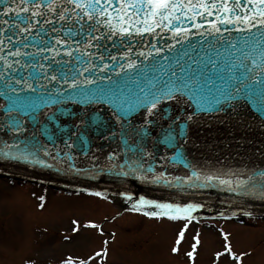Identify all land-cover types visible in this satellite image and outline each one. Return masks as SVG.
I'll return each instance as SVG.
<instances>
[{
	"label": "snow or ice",
	"instance_id": "snow-or-ice-1",
	"mask_svg": "<svg viewBox=\"0 0 264 264\" xmlns=\"http://www.w3.org/2000/svg\"><path fill=\"white\" fill-rule=\"evenodd\" d=\"M0 5H3L0 9V79L13 94L31 92L41 99L40 89H44L46 97L51 99L53 93L48 91V86L53 85L59 89L55 95L60 100L64 98L62 86L67 85L72 89L66 93L70 98L90 97L92 102L115 104L116 115L122 120L135 108H145L151 115L161 101H179L186 95L199 112L235 109V105L244 100L264 114V0H0ZM10 14L14 19L5 18ZM185 20L191 22L201 37L205 33L211 36L212 42L204 39L207 48L202 46L199 51L189 42V50L182 55L177 52L175 57H161L163 48L153 45L154 66H149L152 77L141 87L139 77L147 78L148 73L143 68L138 69V60L126 55L123 49L132 52L136 35L149 33L155 37L159 28L172 34L174 43L167 45L171 52L176 44L182 43L181 37L187 38L190 34V29L182 26ZM233 32L239 39H231ZM224 33H228V39L224 38ZM150 55L151 52L148 56L138 53L145 60ZM161 59L163 64L159 62ZM106 70L118 79L113 81ZM131 73H135L137 79L134 80ZM159 73L166 79L159 78ZM11 74H17L14 80ZM97 81H107L109 86L95 89L83 86L97 85ZM113 84L130 92L135 87L141 95L131 92L134 100L129 99L123 91L118 94ZM8 99L11 105L6 111L9 112L34 106L31 96L15 95ZM192 118L187 116L189 120ZM12 127L19 131L20 123L13 121ZM168 140L171 141L170 136ZM22 155L27 159L32 153L22 152ZM207 179L210 181L213 177ZM243 192L264 201V184L251 193L244 186ZM137 207L133 205L134 209ZM155 207L172 209L173 206L157 204ZM191 209L192 205H188L174 210L177 214H187ZM160 214L144 213L147 216ZM179 242L177 239L176 243ZM192 248L189 257L196 244ZM224 249L240 264L241 257L232 253L229 244H225ZM176 251L173 247L172 252ZM223 254L218 252L217 257ZM94 255L102 257L106 253Z\"/></svg>",
	"mask_w": 264,
	"mask_h": 264
},
{
	"label": "water",
	"instance_id": "water-1",
	"mask_svg": "<svg viewBox=\"0 0 264 264\" xmlns=\"http://www.w3.org/2000/svg\"><path fill=\"white\" fill-rule=\"evenodd\" d=\"M5 18L14 19L11 14ZM182 26L189 28L190 34L187 38L181 37L182 43L176 44L171 52L167 45L174 43L172 34L159 28L155 37L149 33L136 35L132 40V52L123 49L126 55L138 60V69L143 68L148 73L147 78L139 77L141 87H145L152 77L149 66H154L153 45L163 48L161 57H175L177 52L182 55L183 51L189 50V42L197 51L202 46L207 48L204 39L212 42L207 33L201 37L190 21H183ZM224 38H229L228 33H224ZM231 39L237 40L239 36L233 32ZM140 52L146 56L151 52L152 55L145 60L138 56ZM159 62L164 63L163 59ZM16 75L11 74V78L14 80ZM23 75L26 77L27 73ZM107 75L113 81L118 79L111 71H107ZM131 75L137 79L135 73ZM159 78L166 79L163 73H159ZM83 86L95 89L109 85L107 81H97V85ZM112 87L118 94L123 91L129 99L134 100L131 92L141 95L135 87L131 92L127 88L121 90L115 84ZM62 88L63 99H57L55 93L59 89L53 85L48 86V91L53 93L51 99L46 97L44 89H40L41 99H37L31 92L13 94L0 79L1 167L85 189L117 182L125 188L154 194L195 195L197 192L193 190L164 187L168 183L172 186L187 184L195 189L204 188L202 190L209 191L208 194L216 199L233 201L236 197V202L264 207V201L259 197L243 192L244 186L251 193L264 184V114L251 103L241 100L235 109L199 112L186 95L179 101H161L151 115L145 108H135L122 120L116 115L115 104L92 102L90 97L70 98L66 93L72 89L67 85ZM15 95L31 96L34 106L6 111L11 105L8 97ZM189 115L193 117L191 120L187 119ZM13 121L20 123L19 131L12 127ZM22 152L32 155L24 159ZM209 176L213 177L210 181ZM101 195L133 208L134 204L126 202L121 195ZM171 205L174 206V202ZM191 205L187 214H177L175 207L151 211L148 208H153L145 204V207L135 209L190 217L237 215L220 212L214 207Z\"/></svg>",
	"mask_w": 264,
	"mask_h": 264
},
{
	"label": "rangeland",
	"instance_id": "rangeland-1",
	"mask_svg": "<svg viewBox=\"0 0 264 264\" xmlns=\"http://www.w3.org/2000/svg\"><path fill=\"white\" fill-rule=\"evenodd\" d=\"M142 213L0 174V264H236L225 244L240 264H264V215L192 216L184 228Z\"/></svg>",
	"mask_w": 264,
	"mask_h": 264
},
{
	"label": "bare ground",
	"instance_id": "bare-ground-1",
	"mask_svg": "<svg viewBox=\"0 0 264 264\" xmlns=\"http://www.w3.org/2000/svg\"><path fill=\"white\" fill-rule=\"evenodd\" d=\"M103 196V195H102ZM105 197V196H104ZM106 198H108V197H106ZM108 199H110V198H108ZM110 200H112V199H110ZM114 203H116L117 205L119 204V206L120 205H123V204H121V203H118V202H116V201H114V200H112Z\"/></svg>",
	"mask_w": 264,
	"mask_h": 264
}]
</instances>
